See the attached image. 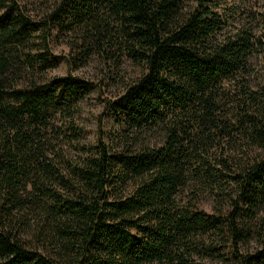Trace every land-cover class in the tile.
<instances>
[{
	"label": "trees",
	"instance_id": "obj_1",
	"mask_svg": "<svg viewBox=\"0 0 264 264\" xmlns=\"http://www.w3.org/2000/svg\"><path fill=\"white\" fill-rule=\"evenodd\" d=\"M55 39L68 71L141 69L91 145L73 119L92 83L18 86ZM254 62L264 0H0V264H264Z\"/></svg>",
	"mask_w": 264,
	"mask_h": 264
},
{
	"label": "rangeland",
	"instance_id": "obj_2",
	"mask_svg": "<svg viewBox=\"0 0 264 264\" xmlns=\"http://www.w3.org/2000/svg\"><path fill=\"white\" fill-rule=\"evenodd\" d=\"M33 14L35 15L34 12ZM38 41L39 39H34V43ZM48 49L52 58L41 67L35 64L33 70H27L25 74L26 76L23 75V78L18 81V86L25 85L26 80L45 83L53 78L64 77L68 73L73 77L92 83L94 87L88 95L79 102L77 113L73 119L74 125L82 130L79 144L91 145L99 127L101 130H108L111 127V122L107 118L104 110L106 103L112 101L117 95L122 93L123 86L133 81L141 73V69L140 67L126 63L121 70L118 71L115 78L110 81L106 78L103 80V66L94 59L81 68L68 71L65 64V59L68 55V48L63 39L53 40L48 45ZM254 63V70L257 73L255 77L260 78L264 75V72L259 63ZM113 76L115 75H110V77ZM61 123L64 124L66 122L61 120ZM70 155L74 158L76 154L70 150ZM198 206L205 212H211L215 203L210 194H204L201 196V201ZM222 207L225 209L226 206L223 204ZM255 247L256 245L252 241L249 244V249L251 250Z\"/></svg>",
	"mask_w": 264,
	"mask_h": 264
}]
</instances>
